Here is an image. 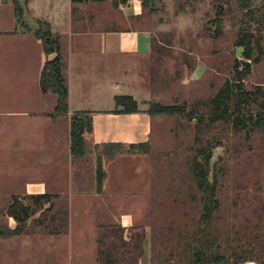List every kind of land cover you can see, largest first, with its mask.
<instances>
[{
    "label": "rangeland",
    "instance_id": "rangeland-1",
    "mask_svg": "<svg viewBox=\"0 0 264 264\" xmlns=\"http://www.w3.org/2000/svg\"><path fill=\"white\" fill-rule=\"evenodd\" d=\"M0 1L13 3V0ZM236 1L154 0L150 8L143 10L140 2L133 0L131 11L127 10L129 4L114 8L110 1L75 4L76 19H93L84 23L85 27L80 23L79 28L104 24L110 29H142L151 34L153 55L134 68L142 76L141 85L146 91L140 99L147 100L138 108L148 110L150 105L158 104L169 108L171 115H158L161 116L158 121L149 117V136L136 137L131 129H124L123 120L94 116V132L91 137L89 134L84 137L86 156L68 166L62 177L64 185L52 189L60 198L61 211L55 214L56 230L63 235L61 239L70 238L68 242L80 251V259L74 264H192L195 252L202 254L200 264H215V259H223L220 264H264V135L255 125L262 109L254 103L236 109L239 92L235 85L227 102L228 118L209 120L211 99L227 82H233L235 62L242 60V50L235 47L242 27L260 36L261 48V52H254L259 61L242 78L243 90L264 89V0H248L249 6L243 10ZM18 4L22 15L20 29L34 34L47 28L48 23L43 21L32 22L30 18L28 23L26 1ZM135 10L138 15L128 16V12ZM217 10L221 14L219 21L215 20ZM40 15L43 16L41 11L34 13V17ZM256 21H262V27L258 28ZM3 27H7L6 22ZM119 72L111 71L99 79L106 76L105 84L119 83L125 78ZM131 76L127 81L132 82ZM129 85L123 90L135 92V86ZM104 98L107 97L92 100V107L115 108L112 99L108 103L100 101ZM244 113L252 119H248L242 130H236L234 120ZM196 115L202 116L201 122ZM8 136L0 137V171L1 164L6 166L0 174V225L7 227L15 225L5 216L10 195L15 193L24 200L25 181L35 176L32 173L35 170L29 173L30 168L23 164L26 154L11 153ZM94 139L147 140L149 150L143 159L150 166L144 168L147 188L118 191L111 185L115 192L101 195L102 188L100 192L96 189L97 157L101 158L103 169L104 161H113L123 152L109 159L107 155L115 148L94 145ZM121 146L129 153V146L127 149ZM134 147L144 150L138 144ZM208 161L210 180L215 181L217 207L205 220L202 216L206 194L198 188L193 167L195 163L204 165ZM142 166L127 163L126 180L133 175L131 169ZM107 168L113 177L115 165ZM103 172L106 179L104 169ZM65 212H69L68 227L63 229ZM122 220L127 223L126 228L121 226ZM112 227H121L123 231L108 229ZM31 230V236L37 234L41 239L40 228L31 227ZM143 243L147 245V253ZM139 244L142 256L135 262L140 251L133 247Z\"/></svg>",
    "mask_w": 264,
    "mask_h": 264
},
{
    "label": "crops",
    "instance_id": "crops-1",
    "mask_svg": "<svg viewBox=\"0 0 264 264\" xmlns=\"http://www.w3.org/2000/svg\"><path fill=\"white\" fill-rule=\"evenodd\" d=\"M26 2V13L28 12L25 16L26 21L28 23L31 21L48 23L51 27V34L58 38L63 63L62 74L68 89L69 112L63 116L56 115L54 113L56 96L53 93L43 95L39 87L42 67L55 55L46 54L41 41L36 39L31 31L19 28L12 4H3L0 1V137L5 138L9 135L12 144L11 153L26 154L28 157L25 158L23 164L25 163L26 168H30L29 173H31L30 170H35L32 172L35 173L33 174L35 178L29 176V179L25 181L26 186L22 197L42 194L56 197L53 199V209L47 210L48 205H43L24 223L18 235L10 239H0V264H74L80 259V251L72 247L69 243L70 238L66 241L61 239L63 235L54 228L55 214L61 210L59 208L60 198L55 191H52L56 189L55 186L60 187L65 184L62 180L65 170H68V166H72L73 162L76 163L70 155V116L75 112L86 111L91 120L94 116L123 120L124 129H131L133 136H149L151 124L149 117L153 121H158L161 116L152 117L148 115L145 108L139 109L136 114H114L112 112L116 108H94L91 101L107 97L108 99L104 98L100 101L108 103L109 99H112L114 102L115 96L123 95L132 96L138 103V107L141 102L147 101L140 99V96L146 95V91L141 85L142 76L137 74L134 68L139 62L150 59L153 55L152 37L149 32L142 29H110L104 24L101 27L90 25L84 28V23L91 22L93 19H76L73 15L76 6L72 4V0H27ZM132 2L133 0H130L127 3L129 4L128 11L132 9L130 7ZM45 8L46 13H43ZM39 11L43 16L34 17V13ZM135 11L134 13L128 12V16L138 15L137 10ZM4 13H6L5 17L2 16ZM5 22L7 23L6 28L3 27ZM80 23H83L84 27L79 28ZM111 71L115 73L122 71L121 74L125 78L119 83L107 81V84L104 83L106 76L99 79L105 74L109 75ZM129 76L132 82L127 81ZM129 83L135 86V92L123 90L127 89L126 86ZM135 129L137 133H134ZM93 132L92 125V132L88 136L91 137ZM133 140L122 142L117 139L103 141L94 139L92 143L94 145L122 144L127 149L132 144L148 142L147 140ZM145 156L146 154L123 152L113 161H104L103 169L106 179L100 194L115 192L111 185L117 187L118 191L124 188L131 191L147 188L144 168L149 169L150 166H147L148 162L143 160ZM127 163L143 165L137 169L136 167L131 169L133 177H129L128 180H126L128 176L125 173ZM30 164L31 166L28 167ZM110 164L115 165L113 177L107 168ZM5 167L1 164L0 174L4 172ZM72 177L74 175L71 171ZM50 185L54 187L48 188ZM12 191H8L9 194ZM1 193L6 192L1 191ZM13 196L19 197L14 193L10 195V199ZM6 217L15 224L9 228L15 229L16 222ZM66 217H69V212L66 213ZM35 220L36 224L33 223ZM37 220L42 223H37ZM66 223H68L67 219ZM121 226L126 228L127 223L122 220ZM31 227L42 230L41 239L36 237L37 234L31 236L33 232ZM143 249L145 253L148 252L147 245L144 244Z\"/></svg>",
    "mask_w": 264,
    "mask_h": 264
},
{
    "label": "trees",
    "instance_id": "trees-1",
    "mask_svg": "<svg viewBox=\"0 0 264 264\" xmlns=\"http://www.w3.org/2000/svg\"><path fill=\"white\" fill-rule=\"evenodd\" d=\"M27 1V0H25ZM103 3L110 1L114 8L119 6H125L130 0H72V4L82 3ZM140 2L143 10L150 8L154 0H136ZM27 3V2H26ZM13 10L18 23H22L21 8L17 1H13ZM236 4L241 10L247 9L249 6L248 0H237ZM218 17V18H217ZM221 14L219 10L216 11V19L219 21ZM38 22V21H37ZM40 23V22H38ZM258 28L262 27V21L254 22ZM220 24V23H219ZM46 25V24H45ZM250 26V25H249ZM248 26V27H249ZM46 29H38L34 35L36 39H39L42 43L43 50L46 54H54V58L46 61L42 67L40 77H39V87L43 95L47 93H53L56 96V105L54 113L58 116L67 115L68 110V89L65 83L64 76L62 74V56L60 54V45L58 38L51 34L49 26L46 25ZM235 47L242 50L241 57L242 60H236L234 65L233 82H227L223 88H221L218 93L211 99L210 104L212 106L211 116L209 120L211 122L225 121L228 118L227 102L231 99L233 92L235 91L234 86L237 85L238 97L236 98L235 107L236 109L245 106L249 107L251 103L257 104L262 112L257 115L255 120V125L259 132L264 135V89L257 87L255 92H248L243 90L241 84L242 78L250 73V68L252 64L259 61L258 56L254 55L255 51L261 52L260 48V36L255 35L254 32L249 31V29H243L239 33ZM263 98L259 100L258 97ZM256 99V100H255ZM115 110L112 112L114 114H136L139 112L138 103L130 95L115 96L114 97ZM238 111V110H237ZM193 111L190 113L192 114ZM148 115L154 117L158 115H171V111L167 107L160 106L158 104L150 105L147 110ZM241 116V118H240ZM250 117V118H249ZM198 121H202V116L196 115ZM248 119H252V116L247 114H239V117L234 120V128L236 130H242ZM92 132V120L89 113L75 112L70 117V155L73 160L81 161L87 153L84 137ZM139 146L144 147V150L135 149V144L129 146L127 151L131 154L148 153L147 143H140ZM104 147L115 148L112 154L107 155L109 159H113L116 155L124 152L121 149V144H103ZM209 161L204 165L195 163L193 167V172L197 180L198 188L206 194L205 205H204V215L203 219H209L213 214V211L217 207V202L214 200L215 192V181L210 180L208 166ZM105 179V174L102 169L101 158L96 159V189L98 192L101 191L102 182ZM56 197L49 194L42 195H30L24 197V200L20 197L13 196L6 208L5 215L12 218L17 226L15 229H10L7 226L0 225V239H10L15 235H18L22 231L24 223L30 219L38 209L43 205H48L47 210H51L54 207V200ZM29 203H27V202ZM65 222L62 226L63 229L66 227V212L63 215ZM37 223H42L37 220ZM56 228V227H54ZM111 230H117V232H122L121 227L108 228ZM57 231V230H56ZM58 232H60L58 230ZM57 232V234H58ZM122 239V238H121ZM133 249L140 251L142 248L139 245L133 247ZM136 251V252H137ZM138 256L135 257V262L141 258L142 254L137 253ZM223 259H215V264H220ZM202 261V254L200 252L194 253V260L192 264H200Z\"/></svg>",
    "mask_w": 264,
    "mask_h": 264
}]
</instances>
